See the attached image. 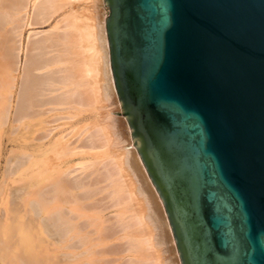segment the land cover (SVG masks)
Instances as JSON below:
<instances>
[{"label":"water","instance_id":"obj_1","mask_svg":"<svg viewBox=\"0 0 264 264\" xmlns=\"http://www.w3.org/2000/svg\"><path fill=\"white\" fill-rule=\"evenodd\" d=\"M110 72L180 264H264V0H103Z\"/></svg>","mask_w":264,"mask_h":264},{"label":"bare ground","instance_id":"obj_2","mask_svg":"<svg viewBox=\"0 0 264 264\" xmlns=\"http://www.w3.org/2000/svg\"><path fill=\"white\" fill-rule=\"evenodd\" d=\"M93 2H100L101 4V2L103 3V0H92V3ZM68 3L69 0H0V30H3V26H10L6 33L8 34L7 38L5 40H0V50L3 52L2 57L5 60L4 64L6 65L4 75L6 74L5 77L7 78L4 82L0 80V103L3 104H0V124L3 125V123H5L4 120L7 117V108L9 106L8 98L11 88V82H9L10 75L16 69L15 66H17V62H15V60L18 59L17 57L21 50V44H19V40H17L18 37L16 36H20L22 27L26 25H40L48 22L56 13L64 9ZM89 7L90 5H87V8L84 6H82V8L77 7L76 10L78 9V12L71 15H66L65 13L61 14L56 19L55 24L52 27L53 30L42 35L37 41H28L30 35L27 34L22 70L20 73L21 77L19 78L21 91L19 90L20 94L18 99L16 98L17 103L15 105L16 107H14L15 110H13V112L15 111V119L13 120L15 123L47 112V110L55 109L57 106H59V109L73 107L75 110L79 111L94 107V111L101 108L104 100L108 99L110 103H115L118 99L110 72L108 45L103 22L104 17L99 14V11L97 15H95L93 7L92 12L89 10ZM101 80L103 83H101ZM5 104L7 105L5 106ZM98 104L100 105L97 106ZM69 117L70 116H68V118ZM56 118L57 117H55V119ZM46 121L44 120V122ZM90 124H92V126ZM88 125L91 127L87 129L85 128L86 132L85 134L83 133L84 137L80 139V149H86V154L81 157L78 166L61 170L57 177L53 178L49 176L47 183H44L45 185L43 184L44 187L42 186V188L39 189L41 186L39 188L37 186V189H39L37 190L38 193L36 192L37 197L32 194L36 198L30 203V208L33 212L37 214L40 211L37 207L40 205V208L47 207V212L44 214L46 216L42 222L39 221L43 226L44 233H48L56 243H65L64 245H66V247L77 249V247L81 248L87 243V240L90 237L88 235L93 231L89 228L91 225L94 232H96V238L102 240L117 238V241L109 244L106 250V254L109 253V255H114L116 258L114 260L110 259L108 262L105 260L107 264H180L160 198L145 172L137 151L133 146H131L133 148H130L129 150H126L125 148L131 142L130 132L125 117L113 118L109 115V111H107L106 115L100 118V120H97L96 123H89ZM16 127L14 128L16 129ZM83 129L84 128L81 130L83 131ZM81 130L78 131V133L81 132ZM77 135L78 134H76V137ZM43 136L44 135H42V137ZM46 136L47 135L45 134L44 137ZM61 138H63V136ZM70 142L71 140L69 143ZM98 148H102L100 153L96 152ZM19 157L22 158V156ZM24 159L26 160L27 157H23L22 160L19 158L21 162H23ZM11 160L14 164L13 161L15 159ZM17 160L18 158L15 160V163L17 165L19 164L18 166H21V162L18 163ZM25 160L23 164L25 163ZM10 162L11 161H9V164ZM8 168L7 170L9 174L12 170L11 165ZM55 168L56 167L51 166V170L48 172H52ZM14 169L11 171V174L14 172ZM28 192L29 191H27V193ZM25 195L28 194L25 193ZM30 200L31 199H29V201ZM23 202L24 201L21 203ZM80 202L83 206H87L90 210L94 211L96 215L81 218L80 212H76L73 210L74 207H72ZM26 206H29V202ZM5 207H8V205ZM22 207H24V205H21V208ZM75 207L79 208L78 205ZM110 208L116 209V212L113 215L109 217L103 215L104 219L98 217L99 214L97 215V213ZM27 209L29 208L27 207ZM31 210L29 209L28 213ZM8 213L9 212H7V214ZM2 214H4L3 211ZM7 214L6 216H8V218L9 215H13L11 217H14L15 215ZM18 214L15 216L16 218H18ZM37 215H39V213ZM31 216H27L30 221L35 217L32 216L33 218L31 220ZM21 217H23V215L19 218ZM16 218H12L13 220H11L14 222V220L16 221ZM8 220L9 219H6L5 222H2V224L0 223L2 227L3 225L6 227L1 228V230H6V233L8 232L7 230L12 229V227L10 228L9 226L14 224L9 223L8 226ZM36 220L37 219H35V222ZM22 221H24V219H22ZM18 223L19 222H16V224H14V226H17L16 228L14 227L15 229L21 226H19ZM33 223L34 222H32V225H35L36 229L40 230L37 228V224ZM20 229L23 230L24 228L21 226L18 229L19 231L16 230L19 233V235L17 233L16 236H22V230L20 233ZM31 229V233L37 231L35 227L34 229L31 227ZM3 230L1 232L5 233ZM1 232L0 235L2 234ZM4 233L3 235L6 237L9 236L10 232L7 233L8 235H5ZM28 233L29 232H27V234ZM24 234L23 231V237H21L22 239H25V241H22V243L24 242L23 245L27 243L26 240L32 242H28L30 246L28 247L27 244V246L25 245L26 248H30L31 244L34 246L35 243L36 245L43 247L41 246L43 243H41L40 239V243L32 241L33 239L36 240L37 236L35 234V238L32 237L30 233L28 234L32 239H27V234ZM18 236L16 237L18 241L14 238L17 242V246L14 244L10 248L17 247L16 249L18 250L21 246L23 248L25 247L22 244L20 245L22 239L20 238L21 240H19ZM12 237H8L7 240H11ZM41 237L42 235L39 238ZM46 237L43 236L42 240L47 239L44 243H47L48 245L49 242ZM92 237L94 239V236ZM92 237L89 239L92 240ZM96 238L94 240H96ZM14 240L12 239V241ZM3 241L4 239H2L0 243ZM6 242H4V244H6ZM10 243L12 244L13 242ZM47 245H45V247ZM64 245L62 248H64ZM91 245L95 244L92 243ZM2 246L0 245L1 248ZM6 246H9V244ZM33 246L31 249L40 248ZM100 247L105 249L106 245L103 246L104 248L102 246ZM100 247L95 248V250L98 252ZM21 248L18 251L21 252ZM2 249H4V247ZM43 249L44 247L42 249L40 248L42 252H44ZM7 250L9 251L10 249ZM25 250L24 252L27 256L25 254L24 256L26 258L29 257L26 260L28 264H34V259H39L38 256L42 254L41 252L39 254L34 251L35 254L37 253V255H35L32 251ZM53 250L54 249L52 248L51 251ZM3 251L0 252V256ZM29 252L33 253L32 257V253L30 254ZM79 252L80 254L78 255L82 254L83 258L87 254L85 249H82ZM88 252H90V250ZM97 252V255L101 254H98ZM9 253H11L12 256L19 255L17 254L19 252L16 254H12V252ZM74 253L75 255L77 254L76 252ZM6 255H3L1 259L3 260ZM22 255L19 258L26 259L23 258L24 256ZM45 255L46 258H49L48 252L45 253ZM34 256L37 257L34 258ZM8 257L10 256L8 255ZM8 257L7 259H9ZM30 257L32 258V262H30ZM42 257H44V255H42ZM42 257H40V259H43ZM7 259L5 258L4 260ZM13 259L10 264L19 261L18 259V261L14 260L15 262H13ZM105 261L98 258L87 262L84 261L83 264H104L103 262Z\"/></svg>","mask_w":264,"mask_h":264},{"label":"rangeland","instance_id":"obj_3","mask_svg":"<svg viewBox=\"0 0 264 264\" xmlns=\"http://www.w3.org/2000/svg\"><path fill=\"white\" fill-rule=\"evenodd\" d=\"M79 3H82V4H79ZM78 4H79V6H78ZM87 5H90L89 10L91 12H92V7H93V9L95 10V15H97L98 11H99V14L102 17H105L107 15V7H106L107 5L106 6L103 5L102 2L100 4V2H96V3L93 2L92 3V0H84V1L83 0H69L68 5L64 9H62L60 12L56 13L48 22L42 23L40 25H35V24L32 25V26L31 25H28V26L26 25V26L22 27L20 36H16L15 35L18 38L20 37L19 39L17 38V40H19V44H21V50L19 52V56L17 57L18 59L16 58L17 60H15V62H17V64H16L17 66H15L16 69L10 75L9 82H11V85H10L11 88H10V91H9L10 95H9V98H8V103H9L8 105L9 106L7 108V117L4 120L5 123H3V125L0 124V219H1L0 223L2 224V222H5L6 219H9L8 222H7L8 224L6 223L8 226H9V223L16 224V222H19L20 224L18 223V225L19 226L21 225L22 228H24L23 230L20 229V233H21V230H22V234H21L22 236L21 237H23V231L25 233L24 235H26L27 232H29L32 237L35 238L37 236L36 240L33 239L32 241L40 243V240H41V243H43L41 246L44 247V249H43L44 252H42V250H40V248L42 249L43 247H40V245H36V243L34 244V246L35 247L37 246L38 248L40 247L39 249H36V248H33L35 250L31 249L32 246H33L32 244H31V247L28 248L30 246L28 244V242H29L28 240H26L27 243L25 242L26 243L25 245L27 246V244H28V247L26 248V246L23 245L24 242L22 243V241H25V239H22L20 236H18L19 233L16 231L21 226L18 227L17 229H15L17 227L16 225L15 226H14V224L10 225L9 227L10 228L12 227V229L11 230H7L8 231L7 233H9V232L10 233H9V236L5 237L3 235L4 232L3 233L1 232L3 230V229L1 230V228L5 227V226L3 225V227H2V225L0 224V226H1L0 227V232L2 233L1 234L2 237L0 235V238L4 239V241L2 243H0L1 246L3 244L2 248L4 247V249H2L0 247V252H2L4 250L7 253V255H6V253L3 251L4 254L2 253V255L0 256V264H10V262H12L13 258H14L13 262L18 261V259H19V261L15 262L14 264H23V263L24 264H28V262H26V260L29 257L26 258L24 256V254L26 255V253H25L26 250L25 249L32 251L34 254H35L34 251L38 252L39 254H40V252L42 253L40 256H38L39 259L38 258L34 259L35 262H36V263L34 262V264H38L39 262L41 264H44V263L45 264H79V263L83 264L84 261L87 262V261L92 260V259L95 260V259L100 258L102 261L106 260L108 262V260H110V259L114 260L116 258V256L109 255V253L106 254V250H107L109 244L117 241V238H108V239H104V240L96 238L95 237L96 232H94V229H92L91 225H90L89 228H91V230H93V231L90 230L92 233L91 234L89 233L88 236H90L89 238L94 236V239L96 238V240H94L93 237H92V240H90L88 238L87 243H85L81 248H78V247H77V249L71 248V247L69 248V247H66V245H64L65 243H59V242L56 243V241L53 240V238H51L48 235V233H44L43 228H42L43 226H42L41 222L44 219V217L46 216L44 214H46V212H47V207L40 208L41 205L38 206L37 208L40 211L38 212V210H37V212L39 213V215H37L38 213L36 214L35 212H33L31 210L30 203L36 199L35 197H37V193H38L37 190L41 189L44 183H47V181L49 180V176H51L53 178L57 177L61 170H65V169H68L70 167L78 166L79 160H81V157L85 156V154H86L85 153L86 149L85 150H81L80 149L81 148L80 147L81 146V140L80 139L84 137L86 129L92 126V124H90L91 126L88 125L89 123H93V124L96 123L97 120H100V118H102V117H104L106 115L107 111H109V115H111V117H113V118L124 117L120 113V104H119V101H117L118 99L116 100L115 103L114 102L110 103L108 101V99H106L102 103L103 107L101 106L100 109L94 110V111H93V109H95L94 107L86 108L83 111L82 110L79 111V110H75V108H73V107L59 109V106H57L56 108L54 107L55 109H52V110H49V111L47 110V112L38 114V115H36V116H34L32 118L24 119V120H22L20 122H17V123H15L13 121L15 119V115H14L15 111L13 112V110H15L14 107H16L15 105L17 103V99H18V96H19L20 91H21V86H20V81H19L20 79L19 78L21 77L20 73H21V70H22V62H23L24 53H25V47H26L25 43H26V40H27V34L30 35V38H28V41H30V40H31V42L37 41L42 35L48 33V31L50 32V31L53 30L52 27L55 24V21L58 18V16H60L63 13H65L66 15H71L73 13L78 12L77 11L78 9L76 10L77 7L78 8H82V6H84L85 8H87ZM30 6H31V2H30ZM8 28H10V26L6 25V26L2 27L3 30L5 29L4 31L0 30V40H3V39L5 40L7 38L8 34H6V33L8 31ZM23 47H24V52H23ZM0 49H1V46H0ZM2 53H3L2 50H0V80H2L4 82V81H6L7 78L5 77L6 74L4 75L6 65L4 64L5 60L2 57ZM102 80H101V83H103ZM16 95H17V97H16ZM0 104H2V103H0ZM6 105L7 104H5V106ZM99 105L100 104H98L97 106H99ZM59 115H61V116H59ZM63 115H64V118H63ZM67 115L70 116V117L68 118ZM55 117H57L59 120L57 118L55 119ZM44 120L45 121L48 120V121L44 122ZM53 120H54V122H53ZM11 121H13V122H11ZM85 125H87V126H85ZM14 127H16V129ZM12 128H14V129H12ZM82 128H84V129L86 128V129L85 130L83 129V131H82L81 130ZM70 130H71V132H70ZM80 130H81V132H79L80 133L79 134L78 131H80ZM45 132H47L48 134L45 133ZM66 132H68L69 134L66 133ZM36 133H37V135H36ZM45 134L47 135L46 137H44ZM64 134H65V136H64ZM76 134H78L77 137L79 139L76 137ZM42 135H44V136L42 137ZM62 136H63V138H61ZM70 140H71V142L69 143ZM72 141H74V142H72ZM71 143H73V144H71ZM131 146H133V145H131V142H130L129 145H127L125 147L126 150H129L130 148H133ZM101 149L102 148H98L96 150V152L100 153ZM81 151H83V152H81ZM24 155L27 157V159L26 160L24 159L25 163L23 164L24 160H23V162H21V160L23 159V157H25ZM19 156H22V158L19 157ZM17 158H18V160H17L18 163L21 162V164H22V165L20 164L21 166H18L19 164L17 165L15 163V160ZM19 158L21 160H19ZM11 159H15L13 161L14 164L12 163ZM9 161H11L10 164H9ZM10 165H11V169H12L13 165H15V166H13V169L15 167H17V166L18 167L16 169H14V172L11 174V171H13V169H12L9 172V174H10L9 175L7 168ZM57 165H58V167H57ZM51 166L52 167H56V168H55V170L53 169L52 172H48V171L51 170L50 169ZM8 169H10V168H8ZM6 170H7V172H6ZM32 184H34V185H32ZM37 186H38V188L40 186L41 187L39 189H37ZM24 187H25V189H24ZM34 189H36V190H34ZM20 191H22V192H20ZM27 191H29V192L27 193ZM25 193L28 194V195H25ZM18 194H19V196H18ZM32 194H34L35 197ZM19 199H21V200H19ZM29 199H31V200L29 201ZM22 201H24V202L21 203ZM27 201L29 202V206H26L28 204ZM8 202H9V204H8ZM80 204H81V202L77 203V205H78V207L80 209L75 207V206H77L76 204L73 205L72 207H74L73 210H75L76 212H80L81 218H86V217H90L91 215H96V213H94V211L90 210L89 207L83 206L82 204H81L82 205L81 206ZM7 205H8V207H5ZM11 205H12V207H11ZM21 205L22 206L24 205V207L21 208ZM27 207L32 212L29 211V213H28L29 209H27ZM85 207H86V209H85ZM82 208H84V209H82ZM23 209H25V210H23ZM2 211H3L4 214H2ZM7 212H9L8 214H15L14 217H11L13 215H9V218H8V216H6ZM115 212H116V209L110 208V209L104 210V211H102L100 213H97V215L99 214L98 217L99 218L101 217V219H104L103 215L105 217L106 216L109 217V216L113 215ZM18 213L20 214V216L23 215V217L19 218L20 216H19ZM27 213L31 214L33 217L35 216L34 219H33L34 221L32 220L33 217L31 215H28ZM17 214H18V218L15 217V216H17ZM27 216H29V217L31 216L30 219L32 221H30L29 217L27 218ZM36 216H37V218H36ZM41 216H43V217H41ZM12 218L13 219L16 218V221L14 220V222H13ZM38 218H40L41 220L38 219ZM17 219H18V221H17ZM22 219H24V221H22ZM35 219H37L36 222H35ZM39 221H41V222H39ZM32 222L36 223L37 224V228L40 229V230H37L36 226L32 225ZM23 224H25V225H23ZM23 226H25V227H23ZM31 227L33 229L35 227V229L37 230V231L35 230L37 232V233L35 232L36 234L35 233H31L32 232ZM13 228H14V230H13ZM41 228H42V230H41ZM25 229L27 230V232H26ZM3 231H5V233H4L5 235H8L6 233V230H3ZM33 232H34V230H33ZM41 232H43V233H41ZM17 233H18L17 236H18L19 240L22 239L21 242H20V245L22 244L23 246H25L24 247L25 249L22 246H21L22 247L21 248V247H19L20 245L18 243V245H19L18 246L19 247L18 250H20V248H21V252L16 249L17 247L16 248L15 247L14 248H10L14 244H16V246H17V242H16V241H18V239L16 238L17 237L16 236ZM28 234L26 235L27 239H29V238L32 239L31 236L28 235ZM10 235H12L13 237L10 236ZM41 235H42V237L39 238ZM43 236L44 237L47 236L46 238H48V242L50 243V245H49V243H48V245H47V243H44V242H46L45 240H47V239H43L42 240ZM8 237H10V238L12 237L13 240H14V238H16L17 240L16 241L15 240L12 241V239L11 240L10 239L7 240ZM2 239H0V242L2 241ZM6 241H8V242L10 241V242H13V243L11 244L10 242L8 243ZM54 241H55L56 244L54 243ZM4 242H6V244H4ZM29 243H32V242L30 241ZM92 243L95 244V245H91ZM8 244H9V246H6ZM44 244L47 245L49 247V249L50 248L51 249L49 250L48 247L47 246L45 247ZM63 245H64V248H62ZM105 245H106L105 249H102L100 247V246L103 247ZM59 246H61V247H59ZM55 247H56V249H55ZM97 247H100L99 248L100 250L97 249L98 252L95 250V248H97ZM6 248L10 249L11 251L10 250L8 251ZM52 248L54 249L53 251H51ZM82 249H85L87 251V254H88V255L86 254L84 258L82 256V254L78 255V254H80L79 251H81ZM24 250H25V252H24ZM47 250H49V251H47ZM89 250H90L91 253L88 252ZM9 252H12V254H16L17 252H19V253H17L19 255L12 256L11 253H9ZM32 252H29V253L31 254ZM47 252H48L49 258L45 257L47 255V254L45 255V253H47ZM65 252L67 253V256H66ZM74 252H76L77 254L75 255ZM96 252L98 254H100V253L101 254L97 255ZM33 253L31 255V257L33 256ZM93 253H95V254H93ZM3 255H6L7 257L9 255L10 257H8L9 259H7V257L4 256L7 260H4L5 258H3V260H2L1 258H2ZM21 255L24 256L23 258H26V259L19 258ZM35 255H37V253ZM42 255H44L45 258L42 257ZM31 257H30L31 261L28 260L30 262H32V258ZM35 257H37V256H34V258ZM40 257H42L45 260V262H44L43 259H40ZM41 261H43L44 263L41 262ZM47 261H48V263H47ZM106 261L103 262V263L107 264ZM11 264H13V263H11ZM29 264H31V263H29Z\"/></svg>","mask_w":264,"mask_h":264}]
</instances>
